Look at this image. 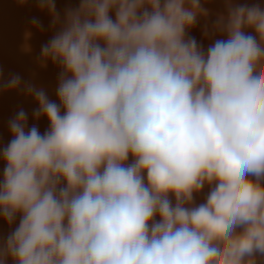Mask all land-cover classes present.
I'll return each mask as SVG.
<instances>
[{
    "label": "clouds",
    "instance_id": "1",
    "mask_svg": "<svg viewBox=\"0 0 264 264\" xmlns=\"http://www.w3.org/2000/svg\"><path fill=\"white\" fill-rule=\"evenodd\" d=\"M38 6L58 26L39 62L60 69L59 102L0 80L49 122L9 121L0 264H264V5L225 0L206 49L189 34L201 0Z\"/></svg>",
    "mask_w": 264,
    "mask_h": 264
},
{
    "label": "bare ground",
    "instance_id": "2",
    "mask_svg": "<svg viewBox=\"0 0 264 264\" xmlns=\"http://www.w3.org/2000/svg\"><path fill=\"white\" fill-rule=\"evenodd\" d=\"M54 2L57 11L63 17L65 10L77 8L80 0H54ZM201 2L209 9L210 15L207 18H199L198 24L189 34L206 49L214 39L226 38L220 35L209 38L204 35L205 23L207 22L210 27L218 14L226 13V7L225 0H201ZM233 3L264 5V0H233ZM111 15L114 18V13ZM33 17L43 25L42 30L31 23ZM51 20L48 11L38 6V0H26L23 4L19 0H0V80H7L10 75L18 74L22 78V85L28 82L37 88H43L49 99L58 103L56 88L60 69L50 61L46 67H42L39 62L42 45L46 44L58 30V26H52ZM38 107L34 98L20 89L0 91V148L11 140L8 124L21 109L28 115L29 127L33 124L37 125L41 134L49 128V122L45 117H41L38 121L34 119L33 111ZM4 166V162L0 160V180L3 179ZM207 191L208 189L205 188L202 194L196 196L197 204L204 202ZM18 221L19 217L17 224ZM14 226H9L0 218V239L5 238Z\"/></svg>",
    "mask_w": 264,
    "mask_h": 264
}]
</instances>
